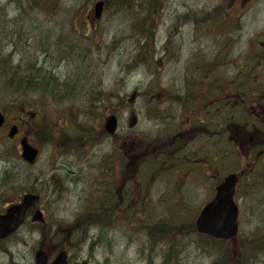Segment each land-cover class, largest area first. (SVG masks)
<instances>
[{
    "label": "rangeland",
    "instance_id": "374dc122",
    "mask_svg": "<svg viewBox=\"0 0 264 264\" xmlns=\"http://www.w3.org/2000/svg\"><path fill=\"white\" fill-rule=\"evenodd\" d=\"M97 1L100 0H49L46 4L54 9L47 11L49 15L38 19L41 21L40 30L36 29L30 36L16 31L13 39L1 37V28L6 24H9L5 29L6 35H9L11 25L32 31L28 21L36 19V16H29L25 22L7 18L9 15L13 17L16 5H5L6 11L0 21V51L3 52L1 64H13L12 68L8 69L11 70L9 76L14 72L18 73L15 87L11 85L10 88L13 91H6L1 104L4 111H7L9 125L5 133H0V175L5 167H12L17 177V187L23 188L24 191L32 187L39 189L42 193L40 208L45 214L46 225L47 221L51 220L53 228H67L62 231L65 235H68L73 226H82L79 214L85 207L96 204L102 193L111 188L107 172L109 165L106 161L107 156L114 155L116 148L109 136H100V140L94 141L86 148H82V143L79 142L76 148L66 149L65 152L58 150L65 149L68 145L73 146L69 135L82 134L83 128L90 125L96 131L99 126L102 130L105 125L103 120L106 122L114 115L119 125L117 134L127 138L126 147L117 152L119 160L122 161L123 153L130 154L133 135L159 137L160 134L167 133L166 127L178 124L177 111L171 101L162 105L163 109L167 108L165 113L162 112L164 118L160 113L157 120L152 119L155 111L148 103L156 104L158 96L160 100L166 98L167 94L160 92L162 89H167L170 96L176 95L183 89V85L189 82L186 81L187 76L192 73L193 81L196 82L191 83H202V79L209 75L207 71H203L207 67L211 69L210 74L213 72L214 80L236 77L235 74L249 59V50L259 51L264 46V0H239L235 5V0H110L109 4L104 2L105 20L88 22L97 31L93 32V28L88 31V24L81 25L83 28L79 34L64 28L63 23L69 26L65 19L72 18L68 20L70 22L79 19L76 22L82 24L85 18L94 17L93 8ZM140 7L146 10L143 11ZM223 10L226 13L223 14ZM33 13L34 9L30 14ZM78 23L76 25H79ZM49 34L53 40L49 48L52 52L58 51V56L62 54L65 59L55 69L50 64L43 65V46L33 47L34 43L47 42ZM61 34L72 35V38L65 41L60 38ZM27 37H31L29 44ZM167 39L169 50L168 54L163 55L161 52ZM15 40H19L24 47L17 51L13 50L15 48L3 50ZM143 49L146 52L144 56H147L149 61L140 63L138 55ZM219 50L225 51L226 55H221ZM257 51L254 53H260ZM18 52H21L20 55ZM86 54L90 56L89 64L77 59V56ZM250 58L252 61L256 59L251 56ZM22 59L25 60L23 66H16ZM251 64L255 65L253 62ZM29 70L31 72L26 76H29L31 84L34 82L33 88H29L24 81L22 86L19 84ZM5 73L6 69L3 68L2 78ZM257 76L264 77V62L254 69L248 79L249 92H261V85L254 82ZM42 81L48 84L37 86ZM152 88L155 91L152 92ZM100 93L104 95L99 96ZM49 94L54 96L55 100L49 98ZM133 94L137 95V100L129 106L128 100ZM107 96L109 101L105 106H99L100 114L87 125L85 113L89 111L91 103L94 100H105ZM252 100L247 98L248 102ZM6 105H9L8 110ZM31 114L37 115L38 128L46 124L54 127V133H49L53 138L50 141L37 140L42 150L35 166H26L19 158L6 161L4 153L18 154L17 146L7 141L8 129L11 125L18 124L21 128V141L34 129ZM132 117L135 118L134 121ZM80 137L78 140H81ZM61 142L66 144V147H63ZM203 142V138H198L194 143L198 151L193 149L196 156H191L194 161L192 165L187 159V166H174L173 170L152 171L148 168L143 171V175L147 176V183L152 184L150 190L145 189L151 197L147 202V211L155 215L156 221L163 217H183V220L188 222L213 198L214 188L225 178L227 168L213 169L217 162L203 154ZM217 142L216 146L212 145L214 149L220 146V140ZM230 147L229 144L228 150ZM139 149L143 148L138 146L137 150ZM11 157L8 156L9 159ZM208 163L212 169L207 167ZM98 167L106 168V177L101 182ZM228 168L231 172L235 170L232 163ZM260 169L262 168H258L257 172ZM201 170L206 171V175ZM156 173L158 176L154 177ZM53 175L65 177V180L55 181L51 179ZM86 175L90 177L89 183L86 181ZM126 177L125 174L123 177L117 175L116 182L123 183ZM152 178L157 179L152 181ZM125 188L129 189L128 186ZM16 200L17 196L12 192L0 191L1 208L10 206L9 204ZM237 202L243 206L237 240L222 243L214 255L205 244L204 246L202 242H197L196 236L192 234L182 242L184 250L179 264H212L217 258L222 259L227 249L232 253L231 257L224 258L227 263L232 257L240 256L248 236L256 229L259 212L256 204L248 200L243 201L241 196ZM178 212L183 216H176ZM106 216L112 218L114 215ZM148 220L149 217L145 213L138 218L135 225H130L131 219L127 218L125 223L113 222V231H99L97 227H91L89 239L84 243L83 249L80 247L75 256L68 253L71 259L69 264H147L143 259L144 255L139 251L141 242L135 237L130 239L125 231L130 236L131 232L136 230L138 234L147 237L149 246L150 233L148 228L142 227ZM91 225L94 224H89L86 228ZM38 231L24 227L9 242L0 244V264H35L34 254L39 242V247L46 243L42 241ZM252 237L262 240L259 236ZM47 251L51 254L48 247ZM157 251L158 249H155L153 252ZM160 252L162 253L161 250ZM149 254L150 249L146 251L148 257ZM155 261V264L162 263L161 259Z\"/></svg>",
    "mask_w": 264,
    "mask_h": 264
},
{
    "label": "trees",
    "instance_id": "16d2710c",
    "mask_svg": "<svg viewBox=\"0 0 264 264\" xmlns=\"http://www.w3.org/2000/svg\"><path fill=\"white\" fill-rule=\"evenodd\" d=\"M49 0H19V2L16 4V11L13 14V16L22 22H25V19L27 20L29 16H36V19L42 18L46 15H49L47 11L53 10V6H48L46 3ZM110 0H106V3L109 4ZM20 3V4H19ZM31 7V9L28 10V7ZM53 8V9H52ZM142 8L143 11L146 9L144 7ZM32 9H34V13L30 14ZM36 12V13H35ZM150 14V13H149ZM151 15V14H150ZM9 16H7L8 18ZM24 17V18H23ZM41 24V21H40ZM20 32L22 34H25L27 36H30L32 31H29V29L22 27L20 28ZM40 30V29H39ZM9 38H14L15 33L10 32L9 35H7ZM28 39V38H27ZM46 41L51 44L52 38L46 39ZM57 42V41H56ZM54 44V43H53ZM58 44V43H57ZM145 49L142 51H139L138 59L140 63L148 62L147 56H144ZM261 59H264V53L260 56ZM11 64H6L5 69L6 72L4 76V89L7 91H13L10 90L11 85L15 87V80L18 79V73L12 74L9 76L10 71L8 70L12 68ZM14 71V70H12ZM30 70L25 73V76L22 77V80L19 82L22 86L24 82H27L28 87L31 85V81L29 80V76H26ZM24 81V82H23ZM39 82L37 86L47 84ZM50 82V81H48ZM43 83V84H42ZM155 91L152 88V92ZM104 94L100 93L99 96H103ZM260 100H264V93L259 95ZM109 101L108 96L105 97V100H94L91 105L88 112L85 113L87 117V125L90 124V121L92 122L94 118H96L100 111L99 106L103 107L106 105V102ZM11 108H13V102L10 103ZM148 106L155 111V114L152 116V119H158L160 117V105L154 104V103H148ZM262 109H264V105H262ZM9 109V105H6V110ZM89 122V123H88ZM230 127L235 126L239 127L237 125V122L229 121ZM256 128L260 130H264V126H256ZM84 131H82L81 134V140H72L73 146L68 145L66 147V144L61 142V145L63 147H66L65 149H71L72 147L76 148V144L81 142L82 148H86L88 145H92L94 141L99 140L98 132L95 130V128L90 125V127H84ZM51 131H47L45 128H40V131L37 132L33 138L40 139L44 138L47 141H50L53 138V135H50ZM52 133V132H51ZM84 133H88L89 135H85ZM53 134V133H52ZM116 138V159L118 157L117 152H119L122 148L126 147L127 145V138L125 136L115 135ZM176 137L173 135L167 134L165 137H145L144 135L132 137L131 143H132V182H133V194L131 198V208L132 211H129L127 207V203L122 199L121 201L117 199V207L115 208V216L107 217L106 213L108 212L106 210V207L112 203V194L107 193L105 197H100L99 200L96 201V204L92 207H85L82 213L79 214L80 216V222L82 223V226L80 228H76V226H73L69 229L68 235H65L62 231L66 230L67 228H53V223L51 220L47 221L48 225L42 226L39 225L35 227V229H38V233L42 239V241H45L41 246V249L47 250V247L50 250V257H53L60 253L61 251H66L67 253H70L72 256H75L77 254V251L80 250V247L83 249L85 246V242L87 239H89L90 231L92 230L91 227H97L99 231H113L114 228L112 226L113 222H120L125 223L126 218L131 219V225L136 222H138V218L141 216H144L145 213H147L149 220L148 223L143 225V228H148V232L150 233V239L151 242L148 246V239L147 237L143 236L142 234H138L136 230L131 232V235L129 236V233L125 231L126 235L133 240L135 237L136 240L138 239L141 242V246L139 248V251L141 254L144 255L143 259L147 261V264H154V261L156 259H161V264H179L181 261V256L183 254L184 250V243L183 240L187 239L189 236L194 234L196 236L197 242H202L203 245L210 251L214 252V255L219 251V248L221 245L218 246V244L221 242L211 240L210 238L200 235L195 227V220L199 214V212L196 213L195 216L190 218L188 222H185L183 220V215L178 212L176 216L182 217V218H174V217H163L159 218L156 221L155 215L148 213L147 211V202L151 199L148 192L145 190V186H149L151 188L152 184H148L147 180L144 177H147L146 175H143V171L145 170H152V171H166V170H173L175 167H180L179 165V156L178 155V149L180 148L178 145V142L175 141ZM256 144L257 149L252 151V146L249 145L250 143L247 142V138L245 136H240L236 134H232L229 136V144L231 145L229 150V155L232 157L228 163V166L230 163L234 165L235 170L233 171L236 174H240L243 172H248L247 164L250 162V156L251 155H261L264 149V134L260 136H256ZM239 140L245 141V146L243 149V154L245 156V165L241 162V155L240 153H237L239 151ZM141 147L143 149L137 150V148ZM80 151V149H79ZM14 154V155H13ZM6 152L4 153V156H6V161L15 160L17 158L16 154L13 152ZM11 155L12 157L9 159L8 156ZM224 154L220 158V165L224 164L222 161ZM126 158L124 156V153L122 155V161H125ZM215 161V160H213ZM106 162H109V157ZM215 162H218L215 161ZM225 169L226 171H230L228 168ZM226 168V167H225ZM213 169H216L213 168ZM225 171V172H226ZM158 174L156 173L154 177H157ZM17 177L12 169L9 167H5V169L2 171L0 175V191H10L13 194L17 196V200H19L20 195L23 194L24 190L23 188H19L16 185ZM157 178H152L153 180H156ZM3 189V190H2ZM33 193L42 195L41 191L35 187L30 188ZM117 196L119 197V192L117 193ZM101 205V206H98ZM94 207L95 212H94ZM97 208L100 209L99 212H97ZM4 207H0V214L3 211ZM128 215V216H126ZM115 217V219H114ZM53 219V218H51ZM259 219L264 221V215H260ZM133 221V222H132ZM91 225L89 228H86L87 225ZM27 226L31 229H34V226L31 224H27ZM127 229V228H125ZM61 231V233H60ZM261 234V235H260ZM254 236H262L263 239L260 241L259 239H254L252 237ZM64 238H66V242H64ZM143 240H146L143 241ZM250 241V244L247 245V242ZM183 242V243H182ZM259 244L260 246H258ZM40 246V242H39ZM150 249V256L146 255V251ZM155 249H158L156 253L153 251ZM162 251V253L160 252ZM227 252L224 253L223 258H217V261H215L213 264H264V228H256L254 231H252L241 251L240 256L237 258L232 257L231 261L227 263V261L224 259L225 257H231L232 253L229 252V250H226ZM153 252V253H152ZM221 252V251H220ZM81 252H79L80 255ZM220 259V260H219ZM71 259H69L70 262ZM77 264V263H75Z\"/></svg>",
    "mask_w": 264,
    "mask_h": 264
},
{
    "label": "flooded vegetation",
    "instance_id": "af4514ba",
    "mask_svg": "<svg viewBox=\"0 0 264 264\" xmlns=\"http://www.w3.org/2000/svg\"><path fill=\"white\" fill-rule=\"evenodd\" d=\"M233 1V0H232ZM239 0H235L234 5L238 4ZM193 15V14H192ZM190 15V17L192 16ZM72 18L65 19L67 24L69 26H66L64 23V28L71 30L73 33L76 32L79 34L82 31V26L88 24V22L93 21H103L105 20L104 17L100 19H96L95 17H87L85 18L82 24L76 22L79 19H74V21H68ZM2 20V17L0 18V21ZM79 25H76V24ZM82 25V26H81ZM91 23L88 24V31L93 30V32L97 31L95 27L90 26ZM69 27V28H68ZM78 27V28H77ZM93 28V29H92ZM39 29V28H38ZM109 31V30H108ZM87 35V33L85 34ZM95 37L97 33L94 34ZM49 37H51V34H49ZM60 38L63 39H71L72 35H65L61 34ZM168 41H166V45L164 46V52H168L169 48ZM3 52L0 51V58L2 57ZM64 59V58H63ZM65 60V59H64ZM63 60V61H64ZM3 63V62H2ZM61 63V62H60ZM58 64V66L60 65ZM4 65V63H3ZM0 64V70H2L5 66ZM44 66L47 65L43 64ZM16 66H20L17 64ZM57 67V65H55ZM33 69V67H31ZM43 70L42 68H40ZM40 71V70H38ZM189 85H195L194 83H186L183 85V98L176 96V101H174L175 109L177 111V118H178V124L173 126V133L178 132V135H176L177 139L176 141L182 140V144L180 145V150L178 149V153L181 151L182 153V160L183 162L187 161L190 158V156L187 154V151L189 148H193L196 151H198V148L195 147V142L197 138H203V151H207L211 147V137L212 136H220L223 139H225L226 144H228V137L230 134H236L240 136H245L247 138V142H249L252 146V150L257 149L256 144V136H260L264 134V130H260L256 128V126H259L260 123L264 124V115L262 116L260 113V105L258 102H256V94H253L250 98L253 100L251 102L247 101V97L245 95V92L243 90L237 89L235 90V95H230L229 87L227 83L222 84L223 87L220 91V98L214 97L213 92H219L218 89L213 90V85L209 83V81H206L205 83H197L199 85V89L195 90L194 94L189 91ZM34 86V85H33ZM240 86H243V84H240ZM181 91H179L180 94ZM51 94V93H50ZM49 94V98L54 99V96H51ZM72 96L70 95V98ZM55 100V99H54ZM165 101V97L163 98ZM167 108L164 109L166 112ZM232 110H237L238 118L241 120L240 123H237V128L230 129L229 124V113ZM246 121V123H245ZM34 129L36 131L37 127V115H33L32 119ZM104 129L101 131L107 130L106 125H104ZM167 128V127H166ZM182 136H185L183 138ZM18 136L13 140L17 143ZM112 141L115 142V138H111ZM245 146L244 140H239V151L240 153L243 152ZM20 147H18L19 149ZM179 156V155H178ZM112 161H115L114 159ZM264 163V155L261 157V160ZM260 161L258 163H260ZM113 164L114 167L110 169V164ZM116 162H110L109 163V170H110V181H111V189H112V195L113 200H115V193H116V169H115ZM132 162L129 161L127 163V167L125 169V175H127L125 180V186H130L131 184V176L132 170H131ZM85 178H89V175H86ZM262 180H260V183ZM244 188H247L248 190H253V187H250V184H243ZM131 190L126 189L123 190V198L129 199L131 198ZM261 206H264V204L261 202Z\"/></svg>",
    "mask_w": 264,
    "mask_h": 264
},
{
    "label": "water",
    "instance_id": "95a60500",
    "mask_svg": "<svg viewBox=\"0 0 264 264\" xmlns=\"http://www.w3.org/2000/svg\"><path fill=\"white\" fill-rule=\"evenodd\" d=\"M104 3L99 2L95 5V16H102ZM135 99L131 97L130 103ZM5 118L0 110V128L4 125ZM110 130L115 133L117 130V119L115 117L109 120ZM18 135V128L14 126L9 134V139ZM22 158L27 163L35 164L38 157V150L29 144L28 138L21 142ZM238 178L231 175L219 185L214 200L208 204L197 219L196 227L200 234L210 236L214 239L233 240L236 238L239 230L238 217L239 210L234 201V191ZM40 197L27 194L23 197L20 204L10 207L4 215L0 216V240L6 239L14 234L24 223L27 211L30 208L37 207ZM34 222L45 223L41 211H37ZM36 264H49V257L46 252L40 250L35 255ZM51 264H68L66 252L60 253Z\"/></svg>",
    "mask_w": 264,
    "mask_h": 264
},
{
    "label": "bare ground",
    "instance_id": "6f19581e",
    "mask_svg": "<svg viewBox=\"0 0 264 264\" xmlns=\"http://www.w3.org/2000/svg\"><path fill=\"white\" fill-rule=\"evenodd\" d=\"M19 2V0H0V18L2 17V15L5 13L6 11V8L2 5H6V6H15L17 3ZM20 4V3H19ZM18 5V4H17ZM28 10H29V7H28ZM13 20H17L14 16H13ZM29 23V27L32 28V32H34L36 29H38L40 27V20L38 19H31L28 21ZM9 24H6L5 26H3L1 29H2V32L3 34L1 35V37H7V35L5 34V29L8 27ZM11 31L12 33H15L17 31V33L20 32V28H17L16 25H11ZM15 33V36L16 34ZM21 33V32H20ZM21 36V35H20ZM22 37V36H21ZM27 41H28V44H29V41H31V37H27ZM65 41H68V40H65ZM49 45L48 42H45V43H34L33 44V47L34 48H39L41 46L42 49H41V56L44 57V62L45 64H50L51 67H53L55 69V65L58 66V64L61 62H63V57H62V54H59L58 56V51H54L52 52L51 49L49 48ZM58 45H60V42H58ZM23 48L24 46L22 44L19 43V40H15L14 43H9L7 46H5V48H3V50H7L8 48H15L13 50L17 51L18 49L20 48ZM21 52H18V54L20 55ZM24 58V57H23ZM77 59L83 63H87L89 64L90 63V56L89 54L87 55H84V56H77ZM21 62L19 63L20 66L18 67H21L23 66V61L25 62L24 59L20 60ZM28 65L30 63H27ZM6 66V65H5ZM52 73V71H49ZM32 85H34V82L32 81Z\"/></svg>",
    "mask_w": 264,
    "mask_h": 264
}]
</instances>
